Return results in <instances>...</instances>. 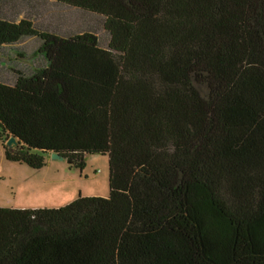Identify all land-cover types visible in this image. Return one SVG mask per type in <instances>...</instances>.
<instances>
[{
    "label": "trees",
    "instance_id": "obj_1",
    "mask_svg": "<svg viewBox=\"0 0 264 264\" xmlns=\"http://www.w3.org/2000/svg\"><path fill=\"white\" fill-rule=\"evenodd\" d=\"M52 1L103 29L0 20L49 62L0 83V144L34 170L106 156L109 196L0 208V264H264V0Z\"/></svg>",
    "mask_w": 264,
    "mask_h": 264
},
{
    "label": "rangeland",
    "instance_id": "obj_2",
    "mask_svg": "<svg viewBox=\"0 0 264 264\" xmlns=\"http://www.w3.org/2000/svg\"><path fill=\"white\" fill-rule=\"evenodd\" d=\"M95 15L81 25L101 28L102 17ZM102 32V31H101ZM7 144V143H6ZM83 171L74 168L64 160H54L46 156V166L34 170L27 165L6 160L3 146L0 144V207L10 209H33L63 207L79 196L107 198L109 196V162L102 155H87ZM65 204V205H64Z\"/></svg>",
    "mask_w": 264,
    "mask_h": 264
},
{
    "label": "crops",
    "instance_id": "obj_3",
    "mask_svg": "<svg viewBox=\"0 0 264 264\" xmlns=\"http://www.w3.org/2000/svg\"><path fill=\"white\" fill-rule=\"evenodd\" d=\"M0 20L12 23L28 20L39 31L54 33L66 38L89 29L81 25L86 19L76 9L52 0H0ZM96 35L99 38L100 47L107 49V37L106 39L104 37L105 41L101 43V31L96 32ZM41 44L38 38H28L14 45L0 46V83L14 86L19 75L31 77L38 70L47 68L48 60L38 53Z\"/></svg>",
    "mask_w": 264,
    "mask_h": 264
},
{
    "label": "water",
    "instance_id": "obj_4",
    "mask_svg": "<svg viewBox=\"0 0 264 264\" xmlns=\"http://www.w3.org/2000/svg\"><path fill=\"white\" fill-rule=\"evenodd\" d=\"M17 144H18V143H17V141H16L15 138H10V139L7 141V146H9V147L16 146ZM51 157H52V159H54V160H61V161H64V160H65L63 157H61L60 155L55 154V153H53V154L51 155ZM68 162L71 163V161H68Z\"/></svg>",
    "mask_w": 264,
    "mask_h": 264
}]
</instances>
